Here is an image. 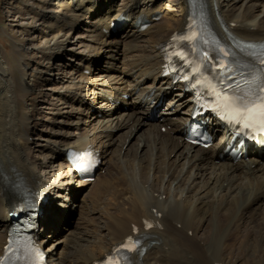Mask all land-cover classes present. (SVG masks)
Wrapping results in <instances>:
<instances>
[{
	"label": "bare ground",
	"instance_id": "1",
	"mask_svg": "<svg viewBox=\"0 0 264 264\" xmlns=\"http://www.w3.org/2000/svg\"><path fill=\"white\" fill-rule=\"evenodd\" d=\"M17 2L23 11L17 27L27 31L31 44L37 31L51 37L40 53L51 50L52 55L46 65L38 64L37 82L27 79L28 47L21 49L13 41L10 58L0 52V258L9 214L26 195L42 206L37 242L66 218L73 201L69 203L71 187L63 179L73 186L88 183L76 177L64 151L85 147L101 158L99 167H112L96 181L101 193L112 195V211L97 232H78L73 245L78 247L68 264H97L126 237L138 238L145 247L131 264H226L224 256L237 252L250 234L259 232L264 238V230L257 229L258 222L264 224V150L252 144L236 159L215 145L192 146L184 138L191 98L182 85L161 76L164 47L187 27V0ZM260 3L203 0L216 34L235 45L264 43V18L254 14ZM164 7L175 13L167 12L166 20L157 23L156 13ZM121 16L128 28L122 24L114 29ZM144 19L149 25L141 31L135 23ZM77 44L79 50L72 47ZM103 55L106 65H100ZM58 58L67 63L55 78L51 71ZM86 70L92 76L86 77ZM88 88L95 102L84 98ZM174 89L166 103L169 109L151 116L152 103L162 102ZM128 95H133L131 100L125 99ZM36 97H42L37 104ZM43 104H50L47 118L42 116ZM220 141L228 143L223 135ZM112 176L120 178L119 185L111 184ZM60 195L70 205L53 210ZM232 238L237 244L230 243ZM41 241L48 243L47 238ZM51 247L45 249L47 263L61 264ZM261 257L252 264H259Z\"/></svg>",
	"mask_w": 264,
	"mask_h": 264
},
{
	"label": "rangeland",
	"instance_id": "2",
	"mask_svg": "<svg viewBox=\"0 0 264 264\" xmlns=\"http://www.w3.org/2000/svg\"><path fill=\"white\" fill-rule=\"evenodd\" d=\"M263 3H264V0H261V3L257 6H255L256 8H255L254 14H257V15L261 14L260 18H264V15H263L264 14V4ZM167 10H168L167 7H164L161 11H159L157 13V14H159L155 20L157 23L163 22V20L164 21L166 20L167 17L165 18V15L168 12ZM22 12L23 11L19 7V3L17 2V0H0V52L2 53V55H5L6 57L10 58L11 53L14 52L13 47H12L13 41L17 46L20 45L21 49H22V47H23V49L25 47L26 48L28 47L27 53H26L27 60L25 62V69L28 73L27 79H29V80L33 79V80H36L38 82L39 79L35 78V76H38L36 71H35L36 68L38 67V64L41 63L42 65H46L49 58L52 55V53L50 52L51 50L46 51L45 54L40 53V50L44 49L43 46L45 43V39H50L51 37L44 36L42 33L37 31V32L33 33V35H32V37L34 39V43L33 44L29 43L31 36H29L27 34L26 30H23V29L17 27V25H16L17 23H19V19L22 17L20 15V13H22ZM172 13H175V12H172V11L168 12L169 15ZM36 24H37L38 28L42 27V25H41L42 23L40 21L36 22ZM127 28H128V25L125 26V29H127ZM56 33H58V32H56ZM121 33H123V31ZM63 37L64 36L62 35L60 37V39ZM29 44H30V46H29ZM72 47H76L75 50L80 49L79 44L72 46ZM123 48H124L123 52H126L125 47H123ZM20 53H22V51ZM22 54H24V53H22ZM8 55H10V56H8ZM104 57H105L104 55H103V58L101 57L100 65L105 64L104 61H107ZM59 63H62V64L58 65ZM64 63H67V60L64 58L63 59L58 58L57 60L53 61V66L55 67V69H53L51 71V73H55V75H56V76H54L55 78L58 77L59 74H56V73L60 72V70L62 69V65ZM124 65H125V63H123L122 67H124ZM89 68L92 70L93 66L92 67L90 66ZM89 72H90V70H86L83 73L85 74L86 77L92 76L91 74H89ZM45 76L46 75H43V77H45ZM49 77H52V76L49 75ZM39 82H40V80H39ZM92 85H93V82H92ZM37 88H38V86H37ZM37 94L32 93V94H30V96H32V95L37 96ZM132 96L133 95H129L125 99L131 100ZM172 97H173V94L170 96V98H172ZM84 98L89 99L90 102L96 101L95 100L96 98L94 97V93L91 90V88H88V90L86 91V93L84 95ZM28 99H29V97H28ZM28 99L26 100L27 103L30 102ZM40 99H42V97H36L34 103L37 104V102H39ZM48 99L49 100H47V103L51 101L50 97ZM117 104H120V103H117ZM48 106H50V104H47V105L43 104V107H45V108H43L45 111L43 110V113H42L43 118H45L44 116H46V118L49 116L46 113V111H47L46 108H48ZM38 117H41V115H39ZM84 120L88 121V118H83V122H84ZM84 123L87 124V122H84ZM31 124H32V122L29 123V126H31ZM82 126H84V124ZM39 127L41 128V126H39ZM43 127L44 126H42V128ZM85 128L87 130H91V127L86 126ZM162 131H164V128L162 129ZM113 132L116 133L117 130L114 129ZM132 140L133 139H131V141ZM30 141L32 142V141H34V139L30 138ZM95 143L96 144L94 146L95 147L98 146L97 142H95ZM119 163L120 162H118L117 165H119ZM123 168H125L124 170L127 169L126 163L123 164L122 169ZM109 169H112V167L110 165H108V164L105 166L101 165L96 170V172L94 173L93 179L92 180H86V182L88 184L85 187L77 185L79 183H76L73 186L72 183L69 182V179L67 177H65L63 179V184L65 186H67V188L71 187V190L70 189L68 190V192L69 191L71 192V194H70V196H68V198L72 199L71 202H69V203H72V201H73V206L68 210L69 211L68 214L66 213V211H63V212L60 211V213L62 212L61 216H66V214H67L66 218H63V221H61L60 224H58V227L55 229V231H51V230L47 231L44 235L41 236V238L39 240L40 245L42 247L44 246L45 249H46V247H51V245H53V247H51V248L52 249L55 248V255H56L57 259L59 261H61V264H68L69 259H71L72 255L75 253L78 245H77V247H75L73 245L75 242H77L76 236L79 234L78 232L82 233V232H84V230L97 232L98 226L101 224V221L108 219V216H109L108 212L112 211V210H109V207H112V202H113L112 195H110L109 193L107 194L106 192L101 193L96 186V181L98 179L102 178L103 176H105L106 171H108ZM150 177H151V175H150ZM110 178H112V179H110ZM110 178H108V180L111 181L112 185H114V186L119 185V183H120L119 179L120 178L115 179L114 176H112ZM195 181L198 182L199 179L198 180L196 179ZM53 196H54V194H53ZM117 196H118V198H117ZM55 199H56L55 204H54L55 207L53 210H55L56 207L57 208L59 207V209H60V205H63L64 203H67L66 205L69 204L67 196L65 198V195L63 198L60 195L59 197H55ZM115 199H119V195H116ZM263 202H264V199H263ZM59 209H57V211ZM91 210H93V211H91ZM258 224H259V227L258 228L256 227V228L260 231H263L264 230V224L260 223V222H258ZM259 236H260L259 232H255L253 234H250L248 238L244 239V242L242 241L243 246H241V248H239V250L237 252L235 251L234 254H228L226 257L224 256L225 263L226 264H252L253 259L254 258L259 259V255H260V253H262L263 257H261L262 259L260 258L261 262H259V264H264V251L260 252L261 249L259 248V243L261 244L260 246L263 247L264 238H262L261 236L259 237ZM43 238H47L48 243L47 242L42 243L41 240ZM57 242H59V243L57 244ZM236 242L237 241H234L233 238L230 240V243L235 244ZM201 245H203V243H201Z\"/></svg>",
	"mask_w": 264,
	"mask_h": 264
},
{
	"label": "snow or ice",
	"instance_id": "3",
	"mask_svg": "<svg viewBox=\"0 0 264 264\" xmlns=\"http://www.w3.org/2000/svg\"><path fill=\"white\" fill-rule=\"evenodd\" d=\"M218 98L223 118L242 123L245 128L258 126L264 130V85L260 86L259 93L249 87L243 95L218 94Z\"/></svg>",
	"mask_w": 264,
	"mask_h": 264
}]
</instances>
